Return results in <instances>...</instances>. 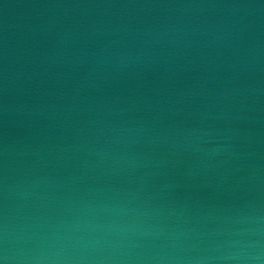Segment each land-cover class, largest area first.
Instances as JSON below:
<instances>
[{
  "label": "water",
  "instance_id": "95a60500",
  "mask_svg": "<svg viewBox=\"0 0 264 264\" xmlns=\"http://www.w3.org/2000/svg\"><path fill=\"white\" fill-rule=\"evenodd\" d=\"M0 264H264V0H0Z\"/></svg>",
  "mask_w": 264,
  "mask_h": 264
}]
</instances>
